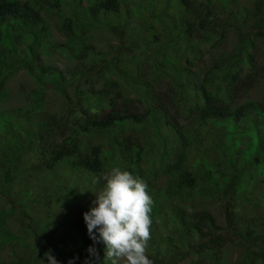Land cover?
Here are the masks:
<instances>
[{
	"label": "trees",
	"instance_id": "16d2710c",
	"mask_svg": "<svg viewBox=\"0 0 264 264\" xmlns=\"http://www.w3.org/2000/svg\"><path fill=\"white\" fill-rule=\"evenodd\" d=\"M97 23L119 41L129 25L137 47L95 52ZM19 70L32 87L7 105ZM263 81L264 0H0V198L18 224L0 211L4 264L49 250L84 264L93 247L110 264L83 214L112 167L148 184L153 264H225L230 244L238 264H264V96H249Z\"/></svg>",
	"mask_w": 264,
	"mask_h": 264
},
{
	"label": "clouds",
	"instance_id": "9594fccd",
	"mask_svg": "<svg viewBox=\"0 0 264 264\" xmlns=\"http://www.w3.org/2000/svg\"><path fill=\"white\" fill-rule=\"evenodd\" d=\"M101 179L103 186L83 214L89 238L93 244H103L104 261L110 264H153L147 252L154 202L146 180L119 167H112ZM87 251L92 259H86L84 264H96L99 260L96 249ZM37 260L38 264H44L45 260L47 264H59L51 250ZM68 264H73V260Z\"/></svg>",
	"mask_w": 264,
	"mask_h": 264
},
{
	"label": "rangeland",
	"instance_id": "374dc122",
	"mask_svg": "<svg viewBox=\"0 0 264 264\" xmlns=\"http://www.w3.org/2000/svg\"><path fill=\"white\" fill-rule=\"evenodd\" d=\"M19 2H25L28 0H17ZM139 4L143 0H136ZM197 2L201 0H196ZM242 1V0H241ZM143 15V14H142ZM139 16H141V12L139 13ZM137 21V19H135ZM53 25H51L52 27ZM123 33L122 36H120L121 41H119L117 38V35L119 34V29L113 30L111 32L106 24L97 23L91 27L90 30L86 31L84 33L85 38V45L93 48L95 52L99 51L102 54H105L109 49H116V46L123 45L124 49L122 50L123 54H129L128 48H136L137 46L132 43V38L129 33L130 26L125 25L122 27ZM129 36H128V35ZM135 38V37H134ZM50 41L53 44H62L64 42V37L58 33V31L52 27L51 28V36ZM121 42V43H120ZM232 45H234V39L232 35H229L223 42V47L225 49L230 48ZM112 58V57H111ZM44 61H46L47 64L54 65V66H64L69 65L68 61L64 58V56H60L57 54V52H49L48 55L43 56ZM32 87V83L30 80L23 74L22 71H17L10 79L7 88L10 90V96L7 99V105L15 106V105H21V101L23 103H26V92L29 88ZM161 90H165L164 82H160ZM250 97H253L254 99H259L260 97L264 96V81L261 82V84L258 86L257 89L253 90L250 94ZM132 97L135 98V95L132 94ZM45 100L47 102L46 107L52 112H55L56 110L54 108H58L57 106V100L56 97L52 95H48L45 93ZM239 102L243 101L241 97L238 100ZM223 143H227V141L223 138ZM8 205L4 203V201L0 198V211L4 212L6 211V214L3 218V227L8 232L13 234H18V224L16 222V214L8 213ZM218 224L220 226H223V223L221 220L218 221ZM241 248L239 246L233 247L232 244L226 245L223 249V257L226 261L225 264H238V258L240 256V250ZM9 260L8 258V246H0V264L7 263Z\"/></svg>",
	"mask_w": 264,
	"mask_h": 264
}]
</instances>
